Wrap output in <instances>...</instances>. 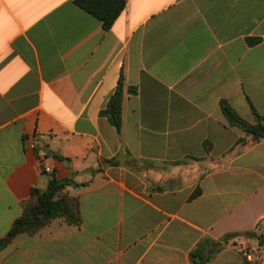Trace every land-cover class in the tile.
<instances>
[{"label": "crops", "instance_id": "1", "mask_svg": "<svg viewBox=\"0 0 264 264\" xmlns=\"http://www.w3.org/2000/svg\"><path fill=\"white\" fill-rule=\"evenodd\" d=\"M121 76L119 135L100 113ZM223 100L264 116V0H127L108 31L75 0H0V240L53 176L81 219L18 235L0 264H193L205 239L204 264L244 245L264 264L257 240L223 242L264 236V139Z\"/></svg>", "mask_w": 264, "mask_h": 264}, {"label": "trees", "instance_id": "2", "mask_svg": "<svg viewBox=\"0 0 264 264\" xmlns=\"http://www.w3.org/2000/svg\"><path fill=\"white\" fill-rule=\"evenodd\" d=\"M75 4L101 21L103 28L108 31L125 10L127 0H75ZM250 43L255 44L257 40H251ZM126 93L134 94L135 90L127 88L124 78L121 76L114 94L108 100L106 108L100 113V116L105 118L119 135L123 128V104ZM221 108L229 126L245 132L249 142L256 143L264 139V116L259 114L256 109L252 108L255 123L250 124L227 101H221ZM247 141L242 139L240 143L246 144ZM73 185L77 186L73 179L58 180L53 176L46 189H33L30 199L24 203L23 215L14 222L7 236L0 240V250L8 246L18 235L36 234L56 219H62L69 224H79L81 219L77 198L63 194L64 189ZM199 194L200 190H197L191 199L196 198ZM237 236L255 239L261 246L264 244V236L256 232L242 235L229 234L223 238V242L229 243ZM218 244L210 239L200 242L190 253L191 262L193 264L209 262L210 252ZM242 264L252 263L243 258Z\"/></svg>", "mask_w": 264, "mask_h": 264}, {"label": "built area", "instance_id": "3", "mask_svg": "<svg viewBox=\"0 0 264 264\" xmlns=\"http://www.w3.org/2000/svg\"><path fill=\"white\" fill-rule=\"evenodd\" d=\"M44 171L45 172H49V169L45 168ZM249 248L248 249H243L241 251V254H242L243 258H245L247 261H249L252 264H261V259H260L259 255L255 254V250L252 247L250 249Z\"/></svg>", "mask_w": 264, "mask_h": 264}, {"label": "rangeland", "instance_id": "4", "mask_svg": "<svg viewBox=\"0 0 264 264\" xmlns=\"http://www.w3.org/2000/svg\"><path fill=\"white\" fill-rule=\"evenodd\" d=\"M249 247H250V246H248V245H244V246L242 247V250H243V249H248ZM250 248H251V247H250ZM250 248H249V249H250ZM240 252H241V251H240ZM241 255H242V254H241Z\"/></svg>", "mask_w": 264, "mask_h": 264}]
</instances>
